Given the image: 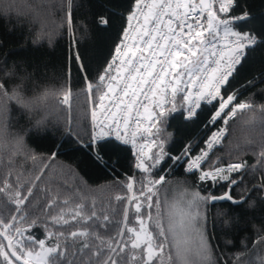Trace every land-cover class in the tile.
Here are the masks:
<instances>
[{
    "label": "snow or ice",
    "instance_id": "1",
    "mask_svg": "<svg viewBox=\"0 0 264 264\" xmlns=\"http://www.w3.org/2000/svg\"><path fill=\"white\" fill-rule=\"evenodd\" d=\"M77 7L0 0L5 57L27 44L12 40L16 25H41L32 44L51 46L62 29L70 37L63 83L39 95L27 87L38 66L0 60V115L55 101L27 146L0 131V264H264L255 0H109L86 19ZM78 21L103 41L91 57L72 52ZM111 190L108 200L95 195Z\"/></svg>",
    "mask_w": 264,
    "mask_h": 264
},
{
    "label": "trees",
    "instance_id": "2",
    "mask_svg": "<svg viewBox=\"0 0 264 264\" xmlns=\"http://www.w3.org/2000/svg\"><path fill=\"white\" fill-rule=\"evenodd\" d=\"M28 3H38L39 0H27ZM75 4L78 5L76 9V15L78 18H90L95 12L101 11L105 7L109 6V0H74ZM255 15L257 22L259 23L264 19V0H255ZM59 15H62L59 14ZM15 24V19L12 21ZM6 21L0 20V30L4 29ZM41 25L39 23H33L29 25L24 23L22 25H16V32L12 36V40L16 41L22 37L27 40V44L24 48H19L15 45H12L11 50L8 52V56L5 57L3 54H0V60L6 59L10 64L13 59H23L26 60L29 64L38 66L39 71L36 73L35 82L32 85H28L29 90L31 88L42 89L44 86H56L59 87L63 81L59 79L60 70L62 65L67 61L68 51H69V40L70 37L67 34L66 29H62L61 32L53 37V44L50 46L48 44L47 37L40 40L38 44H32L31 39H28L30 32L34 34L36 31L40 30ZM51 29V24L48 25V29ZM75 39L78 43H73L72 52L75 53L77 47L79 51L85 54L87 57H91L95 54L103 44V41L92 35L91 33L85 35L84 29L80 26L79 21L77 23L75 31ZM72 73L75 76L76 66L72 65ZM78 91V89H74ZM84 97L79 96L74 98L73 102V116L78 115L79 111L84 105ZM90 109V104L88 105ZM24 110L16 104L9 105L8 112L0 115V131H3L7 136L9 141L15 139V137L23 135L25 137V145L27 146V137L30 134V131H35L32 127V122L27 118V115H24ZM259 134V130L255 135ZM31 147V143H29ZM23 153H21L22 155ZM19 159L23 160V157ZM71 160V157L61 156L59 158L60 163H67ZM32 162L28 161L25 165L27 168H31ZM95 179V177H94ZM95 187V185H94ZM117 194L116 190L111 191H98L95 193L98 199L108 200L114 198ZM218 209L209 210V229L212 228V219L216 216ZM218 225V221H217Z\"/></svg>",
    "mask_w": 264,
    "mask_h": 264
},
{
    "label": "clouds",
    "instance_id": "3",
    "mask_svg": "<svg viewBox=\"0 0 264 264\" xmlns=\"http://www.w3.org/2000/svg\"><path fill=\"white\" fill-rule=\"evenodd\" d=\"M43 92V89H39V88H33V94L34 95H39ZM31 98V97H29ZM55 101L54 99L49 96L47 98V102L45 103L43 97H41L40 99V104L38 107L33 108V109H26L24 108L23 105H18V107L22 108L25 112H27V118L32 122V127L35 124V121L38 120L42 114V112L47 108L50 107L52 105H54ZM34 128V127H33ZM21 137H23V139L25 140V137L23 135H20ZM11 142V141H10Z\"/></svg>",
    "mask_w": 264,
    "mask_h": 264
},
{
    "label": "built area",
    "instance_id": "4",
    "mask_svg": "<svg viewBox=\"0 0 264 264\" xmlns=\"http://www.w3.org/2000/svg\"><path fill=\"white\" fill-rule=\"evenodd\" d=\"M90 108H91V104H90Z\"/></svg>",
    "mask_w": 264,
    "mask_h": 264
}]
</instances>
